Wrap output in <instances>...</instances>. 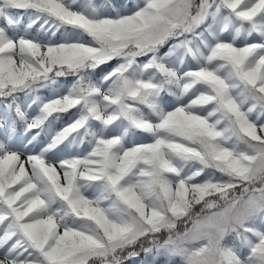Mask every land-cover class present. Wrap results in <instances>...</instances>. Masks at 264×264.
Here are the masks:
<instances>
[{"label": "snow or ice", "instance_id": "6c2138e0", "mask_svg": "<svg viewBox=\"0 0 264 264\" xmlns=\"http://www.w3.org/2000/svg\"><path fill=\"white\" fill-rule=\"evenodd\" d=\"M0 130V264H264V0H0Z\"/></svg>", "mask_w": 264, "mask_h": 264}, {"label": "rangeland", "instance_id": "374dc122", "mask_svg": "<svg viewBox=\"0 0 264 264\" xmlns=\"http://www.w3.org/2000/svg\"><path fill=\"white\" fill-rule=\"evenodd\" d=\"M112 2L113 3H115V1L114 0H112ZM95 3H97V4H99V5H103L104 3H105V0H95ZM124 3H126V0H123L122 2H120L119 4H116L117 5V7H120L122 4H124ZM103 10V9H102ZM121 10L122 11H127V9H124V8H121ZM108 11H111V9H108ZM68 82H70V79H69V81ZM61 83L63 84V83H65V81L64 80H61ZM44 95H47V92H45V93H43ZM169 100L171 99V98H168ZM65 119H67V117H65ZM3 135V132H2V130H0V136H2ZM22 159H23V157H22ZM27 167V166H26Z\"/></svg>", "mask_w": 264, "mask_h": 264}, {"label": "trees", "instance_id": "16d2710c", "mask_svg": "<svg viewBox=\"0 0 264 264\" xmlns=\"http://www.w3.org/2000/svg\"><path fill=\"white\" fill-rule=\"evenodd\" d=\"M115 1V4H119L120 2H122L123 0H114ZM70 79V78H69ZM144 260V256L143 254H141V257L137 260H129V261H126V264H140V262Z\"/></svg>", "mask_w": 264, "mask_h": 264}]
</instances>
